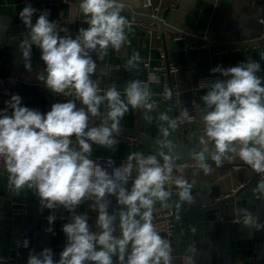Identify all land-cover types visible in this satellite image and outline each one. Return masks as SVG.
<instances>
[{
	"label": "clouds",
	"instance_id": "obj_1",
	"mask_svg": "<svg viewBox=\"0 0 264 264\" xmlns=\"http://www.w3.org/2000/svg\"><path fill=\"white\" fill-rule=\"evenodd\" d=\"M80 9L88 27L79 28L75 38L62 36L68 29L50 20L46 11L37 16L31 4L19 12L30 38L21 53L25 70L32 71L35 46L46 73L38 79L53 94L74 97L53 103L42 113L23 106L22 97L13 94L5 101L6 108L0 109V160L9 174V185L17 191L25 186L33 189L41 207L53 210L47 216L49 225L57 219L56 209L71 213L62 227L66 244L59 260L54 261L52 249L45 247L38 254L30 251L26 264H172L173 249L154 226L153 213L157 204L168 206L172 193L167 185L174 184L185 201L191 199V185L173 176L174 169H182L177 157L164 151L159 153L163 162L157 155L133 152L111 172L91 158L93 144L112 148L117 143L129 106L152 112L157 104L141 80L128 81L122 98L115 85L103 90L99 80L93 79L96 60L103 59L109 47L119 51L128 43L126 29L131 32L132 24L121 15L123 5L118 0H81ZM140 60L135 52L127 63L134 69ZM260 71V63L247 58L235 66L211 69L224 79L201 82L209 90L202 97L205 134L200 144L212 142L214 148L195 152L192 159L205 174L213 171L208 160L221 167L230 156L264 174V77L258 75ZM167 95L171 97V92ZM102 106L108 110L107 119ZM184 116L189 117L187 109ZM97 119L98 124L93 122ZM158 119L163 123L158 125L156 142L170 147V129L175 130L178 121L166 113H159ZM253 191L264 194V179ZM109 197H115L118 206L111 213ZM86 200L92 201L97 212L95 231L88 215L76 212ZM240 211L245 214L244 223L251 224L247 210ZM45 231L53 232V228ZM29 243L25 238L20 246L28 248Z\"/></svg>",
	"mask_w": 264,
	"mask_h": 264
},
{
	"label": "water",
	"instance_id": "obj_2",
	"mask_svg": "<svg viewBox=\"0 0 264 264\" xmlns=\"http://www.w3.org/2000/svg\"><path fill=\"white\" fill-rule=\"evenodd\" d=\"M61 0H25L35 9L43 4V11L48 13L49 9L58 8ZM81 2V0H75ZM123 10L132 14L134 11L127 5H123ZM145 16L150 17V8L142 10ZM168 10H165L162 18H156L161 30L167 29L173 33H181L165 23ZM35 17V16H34ZM33 17V23H34ZM1 35L4 37L0 41V60L10 61L12 67L4 68L1 73L11 75V94H19L22 97V105L29 108L37 109L46 113L51 109V105L57 102H66L67 99L74 97H65L53 94L45 85L25 83L18 79L17 73L21 61V51L15 58V51L20 43L29 40L28 30L25 28L19 18V14L12 17L8 16L2 19ZM10 24V26H9ZM75 24H71L72 29ZM238 30L241 37L235 43H226L231 45H255L264 42V7L253 10L250 17H241ZM75 38L73 33L70 34ZM163 43L166 51L169 47L176 52H183L178 49V41L166 40L163 34ZM216 44H222L215 42ZM93 59L96 60L95 54ZM97 70L93 79H98L101 89L111 88L113 85L118 90H123L130 80L144 78L143 69H131L120 66H110L107 63L105 55L103 59H97ZM12 69V70H11ZM261 71L264 72V61L261 63ZM77 107H81L77 101ZM204 107L202 99H194L193 91H186L180 95V108L184 111L187 109L190 113L203 118L204 113L201 108ZM6 108V105L5 107ZM107 110L102 106L101 111ZM9 114L11 110L9 109ZM105 118V116H104ZM99 123L97 119L93 121ZM179 127V126H178ZM145 126L142 121L138 123L135 129L121 126L119 135L127 134L138 138L140 141L152 147L161 148L177 157L176 163L193 160L192 154L202 151L198 142L189 141L178 128L175 141L171 142L170 147H162L156 142L159 136V129H154L153 135L144 133ZM237 179L240 185L232 192L221 193L219 185L212 184L210 181H201L191 187L190 200H181L177 194L176 201L173 205L174 214L172 219L175 221V231L171 235L159 232L160 235L168 240L173 249L172 264H181V256L188 253L191 256L190 264H264V194L256 193L253 189L261 180L259 173H254L246 182L243 173H237ZM111 203L109 212L117 210L115 197H109ZM92 201L86 200L79 208L77 213H86L89 217V224L96 220L97 212L91 207ZM168 205V201H167ZM162 207L157 204L153 213V219L157 209ZM246 209L251 215L252 223L246 225L244 221H230L232 217L243 215L240 210ZM7 211L4 208L0 212V229L5 230L8 235L13 234V222L7 220ZM53 214V210L42 208L41 213L34 220L32 225L28 226L18 235V251L21 256L11 264H26L29 252L39 253L43 248H51L54 261H58L60 253L66 244V236L62 227L68 222L71 213L65 211L62 207L54 211L57 219L52 225L48 224L47 216ZM118 223V221H117ZM48 227L53 228V232H46ZM115 234H119L118 231ZM9 237V236H8ZM29 240L28 248L20 246L24 239Z\"/></svg>",
	"mask_w": 264,
	"mask_h": 264
},
{
	"label": "crops",
	"instance_id": "obj_3",
	"mask_svg": "<svg viewBox=\"0 0 264 264\" xmlns=\"http://www.w3.org/2000/svg\"><path fill=\"white\" fill-rule=\"evenodd\" d=\"M153 3L161 2L160 18L164 16L165 10L167 11L164 19L165 23L180 32H186L191 36H202L208 34L214 42L219 43H235L241 37V32L238 30L241 17H250L253 10L264 7V0H151ZM80 3L75 0L60 1L58 8L49 9L48 15L50 20H56L62 27L68 29V32H61L62 36L70 35L73 33L77 35L78 29L83 27L87 28V17L84 16L80 9ZM118 3L127 5L136 14H132L126 10L121 11V15L127 19L132 16L144 15L143 11L147 7L146 0H118ZM26 2L25 0H0V41L4 39L1 35L2 19L8 16L12 17L19 14L23 9ZM40 13H36L38 16ZM36 16L34 17L35 22ZM71 24H75L72 29ZM10 26V24H9ZM161 30V29H160ZM166 40H174V33L164 29L161 30ZM128 36V43L116 51L109 47L105 58L108 65L120 66L124 68H131L127 61L138 52L141 60L135 66V69H142V64L146 60H150L153 64L160 61L159 43L149 34L145 29L135 24H132L131 32L126 29ZM22 44L20 43L15 51V58L21 51ZM166 49V48H165ZM178 49L183 52H174L171 47L166 51L169 61L177 64L179 70L172 75V81L177 83L182 93L186 91H193L194 99H202V97L209 90L208 88H200L198 80L201 77L212 75L215 80L224 79L219 73L213 74L211 69L216 66L228 68L235 66L240 62L246 61L247 58L262 63L260 58V48L257 44L248 45L239 49H231L229 51L215 54L205 48L187 49L184 40H178ZM40 50L33 46L32 48V71H26L22 60L19 64L17 77L20 81L31 84L45 85L44 81L38 79L40 75H46L44 68L45 65L40 60ZM13 63L10 61L0 62V75L7 76L1 73L4 68L12 67ZM133 69V68H131ZM12 70V69H11ZM259 76L264 77V72L260 71ZM11 77V75H8ZM161 90L160 83L150 84L151 99L156 102L157 110L149 112L146 109H132L129 106V112L125 114L121 120V126L135 129L140 121L143 122L145 129L144 133L153 135L154 129H159L161 121L158 119L159 113H166L170 118L176 119L175 112L169 107L166 101L160 99L159 93ZM107 111L104 112V119H107ZM151 117V120L149 119ZM198 117V116H197ZM199 120L203 121L202 118ZM199 122L188 124L184 127H177L175 130L170 129L168 140L173 142L176 139V132L178 128L181 129L189 141L198 142L205 133L200 132L198 128ZM118 135L116 137L117 143L112 148H105L96 144L92 145L91 157H111L119 162H125L128 155L133 152H139L143 155H157L161 159L159 153L164 151L165 154L169 152L152 147L144 142L138 144L128 143L123 141ZM75 144V142H74ZM201 150L213 149L214 144L208 142L207 144H200ZM213 171L205 174L200 168H188V183L191 187L197 185L201 181H210L212 184L219 185L221 193L232 192L240 185L237 179V173L242 172L245 181L247 182L251 176L256 173L250 166L243 163L238 157L230 156L223 162L221 167H217L212 161L211 165ZM136 173L133 172V177ZM9 174L0 170V212L1 209L7 211V220L13 222V234L8 235L5 230L0 229V254L13 255L18 250V235L24 231L28 226L32 225L34 220L42 211L39 203V197L33 189L27 186L17 191L14 187L9 185ZM131 183H129V187ZM177 194L172 193L168 199V204H174ZM24 201L26 203V211L19 216H10V209L12 201ZM92 230L95 231V221L90 223ZM9 236V237H8ZM264 244V240L262 242ZM248 264V263H245Z\"/></svg>",
	"mask_w": 264,
	"mask_h": 264
},
{
	"label": "built area",
	"instance_id": "obj_4",
	"mask_svg": "<svg viewBox=\"0 0 264 264\" xmlns=\"http://www.w3.org/2000/svg\"><path fill=\"white\" fill-rule=\"evenodd\" d=\"M68 1V0H63ZM147 5L150 6V17L144 15L132 16L128 20L131 24H135L137 26L142 27L149 33L158 43L160 61L157 64H153L150 60H146L142 64V69L144 70V78L141 79L144 86L150 91L151 83H160L161 90L159 93L160 99L166 101L169 107L175 112L176 119L178 124L182 127L199 122L198 128L200 132H204V123L199 120L197 115L192 114L188 111L189 117L185 118L184 111L180 108V95L182 93L180 87L177 83L172 81V75L177 73L179 70V66L167 58L166 49L163 43V33L160 30L158 23L155 21L156 18H160V6L161 2L153 3L151 0H146ZM43 4H40L37 8L39 11H43ZM173 39L184 40L185 47L187 49L194 48H205L210 50L211 53L219 54L231 49H239L241 47H245L248 45H231V44H216L208 34L202 36H191L186 32L174 33ZM260 48V56L264 54V42L257 44ZM264 61V59H261ZM1 62V60H0ZM215 81L212 75L204 76L199 78L198 86L200 88H208L207 86H202L201 82H213ZM11 77L0 75V109H4L5 101L8 100L11 94ZM109 88H106L107 90ZM121 92L122 98L124 97V89L119 90ZM168 92H171V97L167 95ZM63 96V95H60ZM121 139L128 143L138 144L141 141L131 135L122 134ZM73 142H75V138L73 137ZM97 163H99L102 167L106 168L109 172L112 171L114 167H120L122 162L117 161L111 157H91ZM163 162V161H161ZM209 165H212V161L208 160ZM182 170H173L174 177H182L185 180H188V168H199L196 164L195 160H190L186 162H181L178 164ZM0 170L6 171L4 163L0 160ZM260 179H264V174H259ZM167 190L171 191V193H178V190L174 184H169L166 186ZM26 211V203L24 201L14 200L12 201V207L10 209V216H19L25 213ZM174 207L171 204H168L167 207H160L157 209L156 215L153 219V224L156 227L158 232H163L167 235H171L175 231V221L172 219V215L174 214ZM252 218V217H251ZM245 214L237 215L232 217L230 221L241 222L244 221ZM21 256L20 251L16 250L13 255H3L0 254V264H11L16 261ZM191 256L188 253H185L181 256V264H190Z\"/></svg>",
	"mask_w": 264,
	"mask_h": 264
}]
</instances>
